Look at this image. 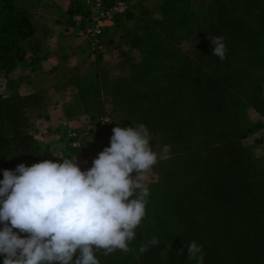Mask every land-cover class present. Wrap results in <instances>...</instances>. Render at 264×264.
Listing matches in <instances>:
<instances>
[{
	"label": "trees",
	"instance_id": "obj_1",
	"mask_svg": "<svg viewBox=\"0 0 264 264\" xmlns=\"http://www.w3.org/2000/svg\"><path fill=\"white\" fill-rule=\"evenodd\" d=\"M14 1L0 0V77L25 57L23 42L34 33ZM244 6L254 25L220 8L207 38L188 0H163L154 17L144 13L125 36L127 48L140 53L126 79L109 88L98 70L92 85L82 86L85 72L73 79L84 111L100 113L99 95L108 90L126 124L161 133L178 154L160 165L155 191L140 197L112 192L134 197L123 213L114 208L110 217L97 218L74 173L72 156L81 151L52 155L28 132L25 110L41 105L39 95L0 96V196L40 204L26 232L13 236L19 241L8 264H264V170L238 147L251 132L246 108L262 103V66L260 57L235 55L254 49L264 32V0ZM69 12H84L83 2ZM136 16L128 12L118 20L112 36ZM221 30L229 39L220 45ZM182 38H191V54L178 49ZM107 178L115 182V173L98 174L94 199L111 194ZM202 210L211 221L199 222Z\"/></svg>",
	"mask_w": 264,
	"mask_h": 264
},
{
	"label": "rangeland",
	"instance_id": "obj_2",
	"mask_svg": "<svg viewBox=\"0 0 264 264\" xmlns=\"http://www.w3.org/2000/svg\"><path fill=\"white\" fill-rule=\"evenodd\" d=\"M129 1L131 3L130 12L135 14V4L133 0ZM145 1H148V4L142 7H145L143 13L145 12L148 17H154L159 4L163 0ZM218 1L221 4L219 7L217 0H188L190 10L201 16L200 31L207 38H210V34L206 32L208 25L209 23L217 22L220 8L229 17L231 16L238 20L243 19L249 23L255 20L254 14L246 10L244 6L245 0ZM79 3H82V0L14 1L16 6L23 7L26 10L34 33L31 38L23 42L26 51L25 57L17 63L12 72L0 77V96L5 98L14 94L20 96L36 94L41 97V105L25 110V116L29 122L28 132L33 135L42 148H47L52 155L62 156L72 149L67 141L68 129L89 131V138L83 151L77 152L72 156L74 173L77 175L76 178L82 192L87 197V200L92 203L91 206L95 210L96 217H110L112 209L115 208L120 213H123L129 210L130 203L134 200V197L122 198L117 194L112 195L114 190L125 189L130 195L133 193L137 197H140L143 193L155 191L160 179V165L178 154L170 150L168 148L170 146L162 143L161 133L158 136L151 135V132L144 128L126 124L120 113H118L113 96L108 90L101 91L99 95L101 111L98 114L95 111H84L77 98L66 93L68 89L75 87L73 79L86 72L90 66V58H103V56L93 57L88 54L86 46L80 43L71 29L69 11L74 5ZM125 24L129 23L126 20L123 21L117 30ZM254 24L255 22H253ZM253 25L247 24L245 28L252 30L254 29ZM218 37L219 43L229 39L228 36H225L223 30L220 31ZM256 39L257 42L254 49L244 50L239 48L236 49L235 54L237 58H244L248 55L260 57L262 66L260 73H255L257 76L259 75L258 87L262 103L260 109L246 108L245 122L251 128V132L246 139L238 142V147L248 149L253 159L264 170V148L259 139L264 131V77L262 76L264 68V32ZM177 45L183 54L192 53L193 43L191 38H182ZM41 47L44 48L42 54L40 53ZM127 51L140 55L136 49L129 50L127 48ZM120 58V53H116L114 57L104 61L97 68L102 74L101 77L105 78L102 80L101 85L106 86V88H109V83L112 81L126 79L130 74L131 69L129 67L126 71L127 76H122L121 73L119 74L121 75L120 77L114 76L116 72H112L108 68L110 62ZM228 58L230 59V57ZM42 60L51 62L48 66H44L40 63ZM52 69L62 71L60 78H55L57 80L55 84L48 82V90L43 94L34 92V74L45 70L50 72ZM64 99L67 100L66 103L61 104L60 100ZM56 105H61V112H58L57 117H53L49 123L45 122L43 120L44 113L52 111V108ZM46 106L50 107L46 108ZM101 115H108L110 118L105 131H102L98 126V119ZM38 117L41 120H38ZM95 118H97V121H94ZM104 146L125 147L133 154V157L130 167L115 173V182H111L110 178H107V189L109 194H111L101 200L98 198L94 199L95 190L99 185V172L93 164L94 159L99 155L100 149ZM85 168H87L88 174H84ZM186 183H188L187 179L184 185L188 186ZM108 198L117 200L110 201ZM98 200H101V202H98ZM39 208L38 200L23 202L5 199L0 196V264H8L9 252L14 249L12 244L19 241L18 238H13V236L17 233L26 232L29 226V219L35 216ZM43 216L45 219L43 223L48 225L47 216ZM211 219L205 210L198 214L199 222L204 223L211 221Z\"/></svg>",
	"mask_w": 264,
	"mask_h": 264
},
{
	"label": "built area",
	"instance_id": "obj_3",
	"mask_svg": "<svg viewBox=\"0 0 264 264\" xmlns=\"http://www.w3.org/2000/svg\"><path fill=\"white\" fill-rule=\"evenodd\" d=\"M84 12H74L69 21L77 39L85 45L88 54L104 56L108 53L107 35L118 20L131 10L129 0H82ZM110 122L108 115H101L98 126L105 131ZM89 138V131L68 129L67 141L72 149L83 151ZM264 148V131L259 137ZM133 154L125 147H102L94 159L93 166L99 173H118L131 166ZM84 174H88L85 168Z\"/></svg>",
	"mask_w": 264,
	"mask_h": 264
},
{
	"label": "crops",
	"instance_id": "obj_4",
	"mask_svg": "<svg viewBox=\"0 0 264 264\" xmlns=\"http://www.w3.org/2000/svg\"><path fill=\"white\" fill-rule=\"evenodd\" d=\"M135 6V14L137 15L135 18L132 20H127L129 24L123 25L121 28L117 30V32L112 36V32H109L107 35V42L109 43V49L108 53L103 56V58H90V66L87 68L85 72V76L82 77L81 82L82 86H89L94 84L95 78H96V71L98 70L97 68L100 67V64H102L104 61L111 59L114 57V54L120 53L121 58L118 60H113L110 62L108 65V68L112 72H116L114 76L120 77L122 73V76H127V68L131 63H136L140 59V55L135 52H128L127 51V45L125 44V36L128 34V32L133 31L137 29L139 26L140 22L142 21V18L144 16L143 11L145 10V7L142 8L143 6H146L148 4V1L145 0H133ZM41 32V31H39ZM111 37V38H109ZM43 39V37H41ZM54 39V38H53ZM112 40V41H111ZM44 42V40H43ZM44 48L41 47L40 53H43ZM51 61H44L42 60L40 63H42L44 66H48ZM126 72V74H125ZM62 71L57 70L55 71L52 69L50 72L48 71H38L34 74L33 77V91L43 94L48 90V82H51V84H55L57 80L55 78L57 77L58 79L61 76ZM69 96H76L77 95V88L71 87L68 89L66 92ZM69 99V98H65ZM60 100V103H66L67 100ZM50 106H46L48 108ZM61 105H56L55 107L52 108V111H49L48 113H44L43 120L47 123H49L50 120H52L53 117H57V113L61 112ZM53 114V115H52ZM59 116V115H58ZM49 117V119H48ZM38 120H41L40 117H38Z\"/></svg>",
	"mask_w": 264,
	"mask_h": 264
}]
</instances>
